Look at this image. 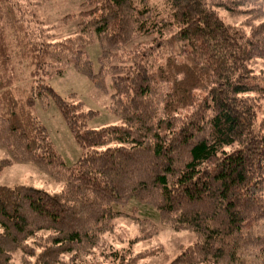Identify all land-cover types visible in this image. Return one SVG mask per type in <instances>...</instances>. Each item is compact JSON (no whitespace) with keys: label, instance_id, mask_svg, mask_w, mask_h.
<instances>
[{"label":"trees","instance_id":"1","mask_svg":"<svg viewBox=\"0 0 264 264\" xmlns=\"http://www.w3.org/2000/svg\"><path fill=\"white\" fill-rule=\"evenodd\" d=\"M263 3L165 0L159 15L148 0H81L76 33L54 39L27 2L0 0V171L32 163L63 182L55 192L0 185V264L15 251L21 264H98L89 258L111 254L103 235L131 199L195 233L169 264H264V84L253 78L264 72L250 66L264 59V20L246 32L219 13L259 15ZM5 25L32 58L25 100L13 92ZM69 63L109 96L120 124L87 127L95 111L43 80ZM36 103L58 108L81 148L72 164L31 112ZM132 218L153 235L148 217Z\"/></svg>","mask_w":264,"mask_h":264},{"label":"rangeland","instance_id":"2","mask_svg":"<svg viewBox=\"0 0 264 264\" xmlns=\"http://www.w3.org/2000/svg\"><path fill=\"white\" fill-rule=\"evenodd\" d=\"M27 2L35 20L41 22L48 32L54 34V39L74 35L77 31V21L82 9L81 0H18ZM149 5L159 15L167 14L165 0H148ZM259 3L262 0H258ZM257 4V2H254ZM250 6V5H249ZM248 6V7H249ZM29 9V10H30ZM264 10V3H263ZM26 11V9H25ZM222 18L228 23L240 25L249 32L253 25L264 20V13L254 15L243 12L231 14L223 9L219 10ZM30 19V17H29ZM51 27V28H50ZM6 40L10 53L9 71L12 74L13 92L20 100H25L31 84V73L34 69L30 52L23 53L19 44L11 36L10 28L5 25ZM90 59L94 62L95 69L98 67L97 58L100 53L98 42L91 43L86 48ZM119 58L125 59L126 55L118 54ZM251 68L258 72H264V59L257 58L250 62ZM39 78L41 75L38 76ZM44 81L65 98H71L73 94L80 100L85 110L91 109L95 113L86 120L89 128H98L110 124H120V118L109 110V96L99 91L86 76L78 73L72 63L64 67L60 75H44ZM254 81L264 84L261 76L253 77ZM262 80V81H261ZM107 86L111 89L110 78H105ZM30 90V89H29ZM256 121L264 118V95H256ZM31 112L47 127L51 142L56 151L68 164L75 162L81 155V148L73 140L71 133L64 123L58 108L51 103L47 109H42L37 103L32 106ZM4 151L0 149V156ZM26 184L43 188L49 192L59 191L63 182L55 180L39 167L32 163H14L0 171V185ZM121 211L114 217L113 231L105 233L103 238L109 244L108 251L111 254L104 256L101 252L89 258L98 264H169V262L184 248L196 240V235L188 229L176 230L163 223L157 211L147 204L131 199L126 205L118 207ZM148 217L151 222L147 224L148 236L141 233L139 224L132 218ZM146 226V225H145ZM117 254V257L113 255ZM111 255V256H110ZM21 251H15L11 264H21Z\"/></svg>","mask_w":264,"mask_h":264}]
</instances>
